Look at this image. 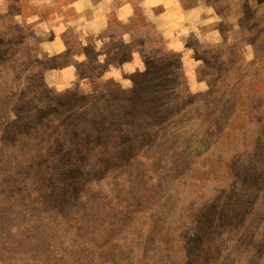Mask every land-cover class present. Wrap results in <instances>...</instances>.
Masks as SVG:
<instances>
[{
	"label": "rangeland",
	"instance_id": "rangeland-1",
	"mask_svg": "<svg viewBox=\"0 0 264 264\" xmlns=\"http://www.w3.org/2000/svg\"><path fill=\"white\" fill-rule=\"evenodd\" d=\"M0 264H264V0H0Z\"/></svg>",
	"mask_w": 264,
	"mask_h": 264
}]
</instances>
